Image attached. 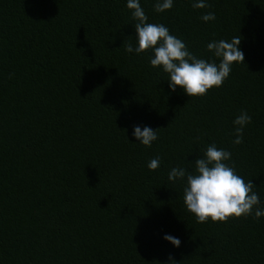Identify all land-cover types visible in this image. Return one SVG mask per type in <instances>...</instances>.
Wrapping results in <instances>:
<instances>
[{"label": "trees", "instance_id": "obj_1", "mask_svg": "<svg viewBox=\"0 0 264 264\" xmlns=\"http://www.w3.org/2000/svg\"><path fill=\"white\" fill-rule=\"evenodd\" d=\"M139 2L199 58L219 63L207 44L240 36L244 63L189 97L153 52L125 51L138 46L127 0H0V264H264V217L197 223L185 182L168 180L215 143L264 206V0ZM134 126L158 139L145 147Z\"/></svg>", "mask_w": 264, "mask_h": 264}, {"label": "clouds", "instance_id": "obj_2", "mask_svg": "<svg viewBox=\"0 0 264 264\" xmlns=\"http://www.w3.org/2000/svg\"><path fill=\"white\" fill-rule=\"evenodd\" d=\"M174 0H156L154 11L162 13L171 10ZM194 9L211 7L206 0H196L192 4ZM127 8L131 11V19L136 21L134 28L138 46L133 47L129 41L125 47L128 53L137 55L146 51L154 53L150 58L153 68H162L168 74L169 88L175 92L177 87L184 90L189 97H202L212 88H219L229 77L233 63H244L245 56L240 49L241 37L236 36L227 40H213L207 44V50L219 60H205L189 51L186 44L163 24L148 23V16L140 5L139 0H127ZM200 19L204 22L216 19L214 12L203 14ZM252 117L246 110L233 120L235 139L233 144L243 143L244 127L250 124ZM158 130L150 127L134 126L133 136L145 147H151L158 139ZM231 152L217 148L215 143L207 146L200 157L194 162V170L188 171L184 167H173L168 173V180L175 183L184 181V203L187 210L194 214L197 223H206L209 219L213 222H227L229 218L247 217L254 214V219L264 217V206H261L259 194L252 181H245L236 173L231 160ZM160 166L159 157L153 158L148 163L149 170H156ZM175 247L181 241L171 235L163 237ZM172 264L176 261L169 257Z\"/></svg>", "mask_w": 264, "mask_h": 264}]
</instances>
